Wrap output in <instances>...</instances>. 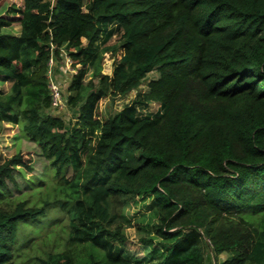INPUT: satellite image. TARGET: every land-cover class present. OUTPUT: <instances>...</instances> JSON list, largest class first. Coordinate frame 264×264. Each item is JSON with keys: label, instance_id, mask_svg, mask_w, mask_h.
I'll use <instances>...</instances> for the list:
<instances>
[{"label": "trees", "instance_id": "trees-1", "mask_svg": "<svg viewBox=\"0 0 264 264\" xmlns=\"http://www.w3.org/2000/svg\"><path fill=\"white\" fill-rule=\"evenodd\" d=\"M13 25L19 34L2 31ZM64 52L73 125L50 89ZM152 71L147 92L103 115ZM10 79L0 129L21 127L47 178L31 177L29 150L0 163V264L17 258L19 225L51 208L63 216L42 235L67 220V249L38 264H124L115 248L129 241L151 264H203L200 242L215 264H264V0H0ZM153 102L163 112L138 117Z\"/></svg>", "mask_w": 264, "mask_h": 264}, {"label": "rangeland", "instance_id": "rangeland-1", "mask_svg": "<svg viewBox=\"0 0 264 264\" xmlns=\"http://www.w3.org/2000/svg\"><path fill=\"white\" fill-rule=\"evenodd\" d=\"M6 6L7 5H5L4 8L1 9V11H3ZM114 28L115 27L112 26V29ZM2 30H5L6 32L8 31L10 33L19 32L17 25H13L11 27H8L7 29ZM108 35L109 33H104L101 39L96 43V46L101 47ZM65 60L66 53L64 52L62 54L61 60L58 61L59 65L63 66L64 72L68 70V74L63 77V81H59L58 76L54 74L55 65H53L52 67L51 78L55 81L57 78V83L60 84L63 93V105L61 106V108L54 109L53 113L63 116L68 123L73 125L76 123V113L74 109L68 104V96L70 94L68 90V82L69 80H71L70 75L73 73V71L69 70L67 67L65 68V65L63 63V61L65 62ZM98 67L99 69L102 68L99 64ZM157 77L158 72L152 71L147 75L146 79L137 89H134L116 99H106L103 106V115H105L106 117L110 116L116 110L122 108L125 103L129 102L138 93L147 92L148 82L152 79H156ZM12 82L13 81L10 79L6 82H0V85H2L6 90H9ZM90 90V88H83L81 90V94L86 97L89 94ZM163 110L164 108L161 103L153 102L146 107H139L137 110V115L138 117L160 115ZM20 150H29L33 152L35 173L32 174L31 177L36 178V175L40 174V176L42 175L47 178V172L45 171L46 169H44V167L47 166V160H45L37 144L33 141H30L24 135L21 127L18 124L4 122L0 129V163H2L6 157L13 155ZM85 154L86 149L82 151L83 160L85 159ZM26 188H28V185H26ZM38 195L36 197H38ZM62 216L63 212L60 209L51 208L49 209L47 216L44 217L42 221H27L21 223L19 225L17 243L19 253L17 252V258L14 264H38L37 258L39 256H46V254L54 248H58L59 250H66V241L69 232L67 220L60 222L57 227H54L56 230V233L54 235H51L49 237L47 235H42L49 227L55 226L57 221ZM104 225L107 228L114 229L117 225H119V222L113 220L111 222L105 223ZM55 243L56 245L54 246ZM199 245L203 251L204 258L207 259L203 264H215L212 251L209 248H206L203 242H200ZM141 250L135 244H132V241L127 242L124 246L116 245L115 248V251L122 254L125 258L126 261L124 264H151V262ZM227 257H229V254L226 252L220 254V256L218 257V262H222Z\"/></svg>", "mask_w": 264, "mask_h": 264}, {"label": "built area", "instance_id": "built-area-1", "mask_svg": "<svg viewBox=\"0 0 264 264\" xmlns=\"http://www.w3.org/2000/svg\"><path fill=\"white\" fill-rule=\"evenodd\" d=\"M53 62H54V59L51 58L50 59V70H49L50 75H51V72H52ZM65 65H66V67L68 69L72 70V68H71V60L67 56V54H66ZM50 89H51V95H52V105L55 108H61V106L63 105V97H62L63 93H62L60 84L57 83V81L53 80L52 78H51V83H50Z\"/></svg>", "mask_w": 264, "mask_h": 264}, {"label": "crops", "instance_id": "crops-1", "mask_svg": "<svg viewBox=\"0 0 264 264\" xmlns=\"http://www.w3.org/2000/svg\"><path fill=\"white\" fill-rule=\"evenodd\" d=\"M8 28V27H7ZM7 28H5V29H7ZM17 28L19 29V32H20V25H17ZM3 32H6L5 30H2ZM19 32L18 33H13V34H19ZM6 33H10V32H6ZM63 63H64V65H65V62L63 61ZM53 65H55L54 66V74H56L57 76H58V78H59V81H63L64 80V78L63 77H65L67 74H68V70H66L65 72H64V70H63V66H61V65H59V62L57 61V60H54V62H53ZM65 68H66V65H65ZM70 70V69H69ZM74 73V72H73ZM71 76H72V74L70 75V79H71ZM56 81H57V78H56ZM70 81V80H69ZM68 84H69V82H68Z\"/></svg>", "mask_w": 264, "mask_h": 264}]
</instances>
